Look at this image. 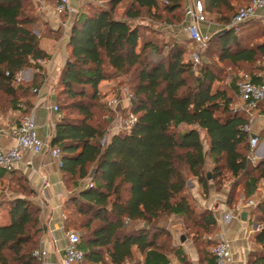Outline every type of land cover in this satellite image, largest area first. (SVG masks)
<instances>
[{"label": "trees", "instance_id": "1", "mask_svg": "<svg viewBox=\"0 0 264 264\" xmlns=\"http://www.w3.org/2000/svg\"><path fill=\"white\" fill-rule=\"evenodd\" d=\"M126 1L109 0L105 8L84 4L70 30L68 60L58 75L61 117L51 139L52 146L62 152L60 170L70 192L64 208L67 211L71 205L83 218L78 225L83 231L78 244L84 254L80 264H191L179 248L174 251L175 263L170 260L169 244L162 241L169 233L158 226L162 218L179 215L206 234L213 233L216 219L211 212L196 213L193 198L186 192L187 175L206 194L209 182L219 185L228 172L241 182L246 200L264 184V158L254 166L248 160V135L241 129L246 116L232 109L234 99L227 89L214 88L220 78L209 63L193 71L184 60L183 45L163 47L144 39L139 26L131 24L143 13L155 19L160 18L159 11L185 17L184 0H128L117 18L118 7ZM238 1L243 5L234 12L232 2ZM30 2L0 0V95L17 112L21 104L27 106L21 118L29 115L31 107L24 99L38 89L39 61L49 58L33 32L38 17L28 12ZM249 2L202 0L206 15L214 13L223 26ZM214 41L219 61L246 66L250 80L259 83L256 75L257 64L264 59V24L247 22L238 31L224 29L210 42ZM26 69L36 72L34 80L18 82V74ZM110 71L133 75L130 109L137 123L129 133L114 134L103 145L109 120L95 124L93 119L99 86L112 79ZM181 125L191 128L175 132ZM197 129L208 140L213 163L210 180ZM5 174L0 170V178ZM9 174L27 185L15 171ZM86 180L89 184L81 186ZM235 187L236 183L227 197L229 207ZM27 196L6 203L7 221L0 224V264H42L33 255L42 234L41 210L29 187ZM250 216L264 224V201L257 203ZM136 222L143 225L129 227ZM65 229L72 230L67 218ZM251 242L260 250L248 254L247 264H264V227L253 234ZM215 244L207 251L198 250L200 264H215L211 254Z\"/></svg>", "mask_w": 264, "mask_h": 264}, {"label": "crops", "instance_id": "2", "mask_svg": "<svg viewBox=\"0 0 264 264\" xmlns=\"http://www.w3.org/2000/svg\"><path fill=\"white\" fill-rule=\"evenodd\" d=\"M89 2L90 0H71L74 14L70 16L62 15L60 18L54 13V6L51 7V10H43V14L39 15L40 20L43 21V26L33 31L36 36L40 37V48L49 58L43 60V62L39 64L42 70L39 72L40 76L37 79V82H39L36 87L38 88V93L30 95L25 98L24 101L31 105L27 113L33 116L37 125L38 138L44 142H51L55 125L61 117L60 113L56 114L48 108L57 105V97L53 85L68 60L70 52L68 46L70 30L77 18L80 7ZM64 24H66V27H64ZM204 25L205 23L199 24V28L203 33ZM258 69L259 71L256 76L260 80L258 84H261L264 82V79L261 76V69L259 66ZM35 74L36 72L32 69L23 70L18 74L17 81L30 83L34 80ZM19 107L20 110L17 114L21 116L22 112L27 109V106L21 104ZM16 125H18V123L13 125L9 131L0 130V144L2 146L6 148L15 146L13 128ZM254 133L258 138V146L255 149L256 160L253 163L257 165L264 158V100L258 106ZM114 134H116V132ZM109 140H107V142ZM205 159L206 166L209 167V164L212 162L210 155L208 154V158L205 157ZM28 160H32V166L26 165V161ZM4 171H6V174L3 178H0V180L5 181L7 178L9 179L11 177L9 172L15 171L17 176L23 177L26 180L29 189L35 193L32 200L41 210L39 215V226L42 229V234L39 248L41 249L42 264H60L64 256L67 232L65 229L66 210L64 205L70 196V192L67 191L63 182L60 168L44 154L36 155L26 152L23 161L14 164L11 169ZM43 176H46L48 180V186L46 188L42 180ZM189 184L193 186V189L197 193L196 196L198 197L199 206H203L205 209L213 212L218 225L222 228L223 238L231 243L234 253V264H247L248 254L251 251L260 250L250 242V238L255 232L263 228L264 224L252 222L250 219V212L244 210L241 212V215L243 213L246 214L245 221L241 220L240 215L239 219H232L224 226L220 225L219 219L221 213L230 209L226 203L227 192L225 188L218 193L209 185V190L205 194L203 193L202 186H200L196 180H190L187 185L189 186ZM201 193H203L202 195H204L206 199L201 198ZM254 196L257 198L258 203L264 201V184H262ZM242 198L243 196L240 198V202ZM173 216L178 217L179 215ZM4 219L5 218H2L0 224L7 221V219ZM138 224H140V226L143 225L142 223L136 222V226ZM140 226L134 228H139ZM188 261L191 264H200L198 256L194 253L188 255Z\"/></svg>", "mask_w": 264, "mask_h": 264}, {"label": "rangeland", "instance_id": "3", "mask_svg": "<svg viewBox=\"0 0 264 264\" xmlns=\"http://www.w3.org/2000/svg\"><path fill=\"white\" fill-rule=\"evenodd\" d=\"M30 1L31 2L28 8L29 9L28 12L33 13V15H36V17H38V23H36L35 26L37 29H39L41 28V26H43L42 25L43 21L40 20L39 15L43 14L42 12L45 9L51 10L52 9L51 7L57 4V0H30ZM102 1L104 2L106 1V2L104 3ZM107 1L109 0H90V2L87 4L94 8H105ZM127 5H128V0L124 2V4L118 7L116 11L117 18H121ZM232 5L234 7V12H235V10L241 7L243 3L242 1L232 2ZM184 8H185V4H184ZM158 13L160 15L159 19L153 18L152 14L148 15L147 13H143V15H141L139 19L133 21L131 24L133 26L135 25L139 26L141 30V35L144 39L154 41L159 45H163V47L172 44L183 45L186 49V54L184 56L185 61L190 62V58L192 54L195 51L200 52V54L202 55V60L198 68L204 65V63H209V65L212 67V69L216 72V74L220 78V81L214 84V88L219 87L222 89H227L229 94H231L234 99V103L232 104V109H238L240 107L239 95L235 89H233V91L230 90V87L232 82H234L235 84L239 79L249 78L247 73L248 69L244 65L232 66L228 62H221L218 60V56H219L218 47L215 41L212 43L210 41H212L213 37L216 34L222 32L225 29V26H223L222 23L218 21L217 16L214 13L213 14L208 13V15H206L204 34L208 36L210 43L208 42L203 48H200L188 39L187 34L184 31L185 27L188 25L189 20L185 19L183 13H177L175 16L167 15L162 11H159ZM258 66L259 64H257V68ZM110 72L112 73V79L110 81L101 83L99 86V96H98L95 113H94V119H93V122L95 124L99 122L101 123L102 121H104L105 123L106 118L109 120V124L106 127V134H105L106 140H109L111 136L115 133V124L117 123L116 112H119V110H122V108L117 109L116 112L109 111L106 109L104 105V101H106L107 98L118 94L120 89H125L127 92L132 93L130 89L134 84V77L132 74L124 76L114 73L112 71ZM53 86L55 88V92L57 96L59 91L58 77ZM124 105L125 104H123V106ZM121 114L124 115L123 110L121 111ZM76 115L77 114L74 113L72 116L74 117ZM20 118L21 116L17 114V111L11 108L8 99L5 98L3 95H0V130L9 131L10 128L13 125H15ZM104 123L102 124L104 125ZM190 128L191 127L189 126L181 125L175 129V132L187 131ZM198 132L203 146L204 156L208 158V154H209L208 140L203 131L198 130ZM250 163L252 166L256 165L253 162ZM212 170H213V163L211 162V164H209L208 167L206 166V162H205V171L207 172V175L210 176V179H211ZM193 179L194 178L187 175L186 192L189 196L193 198L194 208L196 213L201 214L204 212H211L213 214L211 210H207L203 206L202 207L199 206L198 197L196 196L197 195L196 191L193 189L192 185L190 184L189 186L187 185V183ZM5 181L0 180V222L2 221V218L7 219L6 203L8 201L17 197H25V196L28 197L27 196L28 187L23 181L19 180L18 177H12L9 179L7 178ZM235 183H236V187L234 192L233 205H231L230 207L228 206L230 209L235 208L239 204L240 198L243 196L242 184H240L241 182H239L237 178H233L228 172H225L224 177L219 185L214 182H209V185L213 187V190L215 192L220 193L225 188V191L227 192V197L229 191H231L232 185ZM88 184H89V180H86L81 182L80 185L86 186ZM202 194L203 193H201L200 195L201 198L206 199V197ZM243 200L244 199L242 198L241 201ZM253 210L254 208L249 211L250 215ZM66 218H67V227L69 229L74 230L81 237L83 231L79 229L78 225L83 220V218L79 217L74 212L71 205H68V209L66 211ZM250 219L252 222L257 223L255 222L252 216H250ZM137 226H140V224H138ZM137 226L136 223L129 225L130 228H134ZM158 226L169 233L168 236L169 238L168 237L163 238L162 241H166L169 244L167 248V253L169 255L170 260L174 263H175L174 251L176 249L178 248L181 249L187 259H188V255L191 253H194L198 256V250L200 248L203 249V251L209 250L211 245L213 243H216L220 239V235H222V231H221L222 228L221 226L218 225L217 221H216L215 229L211 235H208L205 232H203V230L199 228L197 225L186 222L180 216L176 217L171 215L168 217H164L158 222ZM182 238L184 239L183 242H181ZM251 238H250V242H251ZM208 241H211L212 243Z\"/></svg>", "mask_w": 264, "mask_h": 264}, {"label": "built area", "instance_id": "4", "mask_svg": "<svg viewBox=\"0 0 264 264\" xmlns=\"http://www.w3.org/2000/svg\"><path fill=\"white\" fill-rule=\"evenodd\" d=\"M184 4L185 19L189 20L184 31L191 42L203 48L209 41L208 36L199 28V24L206 23V13L203 3L201 0H184ZM54 13L58 18L62 15H73L74 9L71 6V0H57V4L54 6ZM247 22L264 24V0H250L246 7L239 9L234 14L229 24L225 26V29L238 31L239 27ZM64 27H66V24H64ZM201 60L202 55L200 52L195 51L190 58L193 71L201 64ZM42 62L39 61V64ZM259 67L261 69V76L264 79V59L259 63ZM236 90L239 95L240 107L234 110L240 111L246 116V122L241 129L248 135L250 149L248 160L254 162L256 160L255 149L258 146V138L254 133V125L258 106L264 100V82L255 84L249 78L239 79L236 82ZM32 91L35 94L38 93V89H33ZM132 100V93L127 92L125 89H120L118 94L104 101L107 110L116 112L117 109L122 108L124 111V115L121 114L122 110L116 112V134L129 133L137 123V116L130 109ZM123 104L125 105L123 106ZM48 109L58 114L57 105L49 107ZM13 132L15 135L14 147L6 148L0 144L1 170H9L14 164L23 161L26 152L36 155L44 154L56 163L58 168H62V152L60 148L52 146L51 142H44L38 138L37 125L31 114L23 116L18 125L13 128ZM105 143H107L106 138L102 141L103 145ZM32 164V160L26 161L27 166H32ZM42 180L46 188L48 186L47 177L43 176ZM257 203V198L253 196L241 201L235 208L223 211L219 219L220 225L224 226L232 219H239L242 211H250ZM78 244L79 235L73 230L67 231L64 256L60 264H80L83 261L84 254L78 247ZM211 254L215 259V264H234V253L231 243L223 238L222 235H220V239L211 248ZM33 255L41 259V249L38 248L35 250Z\"/></svg>", "mask_w": 264, "mask_h": 264}, {"label": "water", "instance_id": "5", "mask_svg": "<svg viewBox=\"0 0 264 264\" xmlns=\"http://www.w3.org/2000/svg\"><path fill=\"white\" fill-rule=\"evenodd\" d=\"M207 179H208V180L210 179V176H209V175H207ZM241 220H242V221H245V220H246V214H245V213H243V214L241 215ZM181 241H184V239L182 238Z\"/></svg>", "mask_w": 264, "mask_h": 264}]
</instances>
